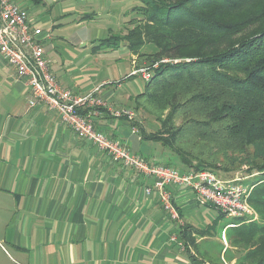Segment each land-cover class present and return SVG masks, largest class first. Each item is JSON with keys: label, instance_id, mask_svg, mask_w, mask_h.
<instances>
[{"label": "crops", "instance_id": "1", "mask_svg": "<svg viewBox=\"0 0 264 264\" xmlns=\"http://www.w3.org/2000/svg\"><path fill=\"white\" fill-rule=\"evenodd\" d=\"M76 1L18 0L34 25H50L48 30L43 28L50 36L44 44L45 55L59 84L76 93L102 85L109 105L139 112L134 97L143 89L144 80L136 71L144 62L123 44L98 46L100 40L116 33L108 25L103 38L78 33L91 13L78 11L82 7ZM88 1V9L99 7L97 0ZM122 2L117 1L119 5L106 10L108 15L103 17L109 20L111 12H127ZM64 16L74 17L71 23L77 30L54 42L50 31L66 24L61 22ZM103 17L99 21L105 27ZM81 43L84 49L77 50ZM125 57L134 68L120 74L126 76L122 79L118 74ZM109 76L115 77L116 86L107 84ZM29 98L24 81L0 56V264H209L192 249L187 253L170 240L177 233L190 243V235L192 246L198 249L204 239L194 233L204 229L199 226L202 203L193 191L168 187L183 220L179 225L163 210L155 190L145 193L150 179L79 138L56 111L42 103L29 106ZM99 109L92 118L104 135L149 162L184 170L170 150L144 137L142 133L149 132L140 118L129 120ZM144 151H156L155 157L146 158Z\"/></svg>", "mask_w": 264, "mask_h": 264}, {"label": "trees", "instance_id": "2", "mask_svg": "<svg viewBox=\"0 0 264 264\" xmlns=\"http://www.w3.org/2000/svg\"><path fill=\"white\" fill-rule=\"evenodd\" d=\"M136 1L131 11L140 13V19H133L134 31L110 34L98 46L116 48L123 44L144 62L150 76L134 97L135 109L153 115L148 109L151 105L159 111L169 108L170 112L160 120L158 130L142 134L170 150L185 170L211 169L205 163L192 165L177 146L180 127L172 119L177 109L187 107L181 116L185 120L192 117L194 106L196 113L206 118L203 127L214 134L211 138H234L232 147L237 155L224 153L223 158L230 166L239 163L249 167L248 179L238 182L251 188L248 202L259 210L262 223L242 216L229 223L225 232L237 243L246 244L245 262L251 263L243 264H264V0ZM261 1L262 5L252 12H231L240 4ZM167 29L169 35L162 32ZM148 46L153 49L147 51ZM212 84L231 89L232 100ZM227 113L230 116L220 118ZM235 128L238 131H233ZM239 131H245V135L240 136ZM183 227L185 232L187 227ZM181 240L186 241L182 236Z\"/></svg>", "mask_w": 264, "mask_h": 264}, {"label": "built area", "instance_id": "3", "mask_svg": "<svg viewBox=\"0 0 264 264\" xmlns=\"http://www.w3.org/2000/svg\"><path fill=\"white\" fill-rule=\"evenodd\" d=\"M49 37L42 27L33 24L27 10L21 7L18 0H0V56L15 69L28 87L29 106L42 103L49 110L56 111L61 121L79 138L90 141L113 160L150 179L152 184L145 187V193L155 190L163 210L179 225H183V220L168 190L169 186L189 188L202 204L213 207L225 216L256 219L257 215L248 202L251 188L238 182V179H226L211 170H181L151 163L116 139L100 132L92 118L97 109L105 108L113 116H126L129 120L136 118L135 113L109 105L102 96V85L76 93L59 84L51 71L50 60L45 55L44 44ZM136 72L143 80L149 79L147 67ZM170 240L182 245L175 235Z\"/></svg>", "mask_w": 264, "mask_h": 264}, {"label": "rangeland", "instance_id": "4", "mask_svg": "<svg viewBox=\"0 0 264 264\" xmlns=\"http://www.w3.org/2000/svg\"><path fill=\"white\" fill-rule=\"evenodd\" d=\"M119 0H97L99 3V7L95 9H88L90 1H79L77 0L75 3L77 6H81V10L78 9L80 12H85V13H91V18L88 19L87 22L88 24H84L81 29L77 30V27H75V24L71 23L74 17L67 19L68 17H62L64 18V21L61 22H66V24L55 27L53 28L52 32L50 31V34L52 37L55 39L54 42H56L59 38L66 36H70L74 32V30H77L78 33L82 34H91L95 35L98 38H103L107 36V25L110 26L112 32L115 34H130V32L135 28L136 23L133 22L134 20L137 21L140 19L139 14L140 13H134L131 11V7L134 6V3H137L136 0H122V8L126 6V11H122V13H112L109 15L111 18L107 20L106 17H103L104 14H106V10L110 9L113 10L112 6H116ZM262 2H249V3H244L240 4L236 9L231 10L233 14L235 13H249L254 10H257L261 5ZM101 3H104V6H101ZM117 3V4H116ZM264 3V2H263ZM104 8V10H103ZM57 8L53 10V12H56ZM93 12L95 13H92ZM79 13V12H78ZM110 13V12H109ZM108 15V14H106ZM105 15V16H106ZM79 17V16H78ZM75 16V18H78ZM103 20L107 23H105V27H103L104 23L99 20ZM112 19V20H111ZM134 19V20H133ZM107 20V21H106ZM67 21H70L67 24ZM71 24V25H69ZM45 28L44 30L50 29V25L43 26ZM86 29V30H85ZM85 30V31H84ZM136 31V30H135ZM170 29H167V32H164L166 35H169ZM47 32V31H46ZM133 40H135L133 38ZM167 40V38H166ZM83 43L79 44L77 47V50H83ZM152 46L147 47V51L152 50ZM52 58V57H51ZM83 58V56L80 58V60ZM53 59V58H52ZM92 58L84 57L83 60H88ZM54 60V59H53ZM77 60V59H76ZM164 61L168 60L167 58L162 59ZM122 64L120 65V71L121 73L118 74V76L121 74L123 76V73H126L127 71H130L133 69V65L130 64L129 58L125 57V59L121 62ZM145 67V66H142ZM120 77V76H119ZM110 79L109 82L107 83L108 85L111 84L112 86H116L115 83L116 81L114 80L115 77L109 76ZM122 79L126 78L125 77H120ZM121 79V80H122ZM115 83V84H114ZM106 84V83H104ZM215 90L218 92H221L226 98L232 100V97H234V94L231 89H227L222 87L221 85H213ZM151 108H148L149 110L153 111V115L149 113V111H144L143 109L139 110V112L135 113L136 111H133L135 113V117L140 120L141 126L147 130V132H155L158 130L160 127V120H164L167 118V114H169L170 109H164L162 111L156 110L153 106L150 105ZM186 106L183 108H179L176 110V112L172 115L173 123L175 126L180 127V134L179 138L177 141V146L181 148L182 152L184 155H186V158L189 159L190 163L192 165L197 164L198 162L200 163H205L208 164L210 167H207V169H211L213 172L217 173L218 175L222 176L223 178L227 179H238V181H243L244 179H248L246 177L248 174V169L249 167L244 164H236V165H229L227 163V160L223 158V154L227 153L228 155H231V157H234L237 155V151L233 149V143H234V138H230L226 141L225 138H219V139H213L211 136L214 134H209V130L205 129L203 126L207 123L206 118L203 116H200L199 114L196 113V108L193 106L191 107L192 110H190V114L192 117L190 119H185L183 120L181 118L182 112L186 110ZM133 110V109H132ZM159 111V112H156ZM172 113V112H171ZM160 114V115H159ZM137 115V116H136ZM230 116L229 113L227 114H222L220 118H226ZM231 123V122H230ZM262 124L264 125V119L262 120ZM230 125V124H226ZM202 128H201V127ZM215 126L210 124V128H214ZM138 128V126H137ZM263 127L261 126V129ZM233 131H238L236 128ZM240 136L245 135V131L238 132ZM216 135V134H215ZM223 136V135H221ZM229 138V137H228ZM155 145V144H153ZM157 145V144H156ZM154 149V148H153ZM156 151L151 153V151H144L142 154L146 156V158H154V154ZM172 153V152H171ZM173 154V153H172ZM174 155V154H173ZM239 157V155L237 156ZM177 159V163L179 166H181V161L180 159L175 156ZM176 168H178L176 166ZM252 177V176H250ZM256 177H259L257 175ZM250 179V178H249ZM264 184V182L261 183V185ZM252 205V204H251ZM202 215H201V223H199L200 227L205 229L208 227L205 231H199V235L204 237V239L201 240L200 244L198 245V249L196 247H193L191 241H183L181 238L178 237V234L176 233V239L177 241H181L182 245L179 246V249L182 248L183 251L186 250L187 253L193 250V252L196 255H199L202 257V259H206L209 264H243V263H251L250 261L245 262L244 258V253H245V248L246 244L244 243H237L233 238L229 236V234L226 235V228L229 227L228 223L235 222V218L228 217L225 215L220 214V212L216 209L211 208L210 206L206 204H202ZM252 208L254 209L256 213V220L259 225L262 223V218L260 219L261 213H259L258 209L252 205ZM258 210V211H257ZM249 223V222H248ZM209 225V226H207ZM229 229V228H227ZM195 231V230H194ZM198 236V233H196ZM195 236V237H197ZM194 238V237H193ZM191 237V239L193 240ZM177 244V243H176ZM191 244V245H190ZM191 247H190V246ZM189 246L190 248H188ZM185 247L186 249H184ZM195 254H191L192 257L197 260V257ZM190 257V256H189ZM5 264H10L7 262H4Z\"/></svg>", "mask_w": 264, "mask_h": 264}, {"label": "bare ground", "instance_id": "5", "mask_svg": "<svg viewBox=\"0 0 264 264\" xmlns=\"http://www.w3.org/2000/svg\"><path fill=\"white\" fill-rule=\"evenodd\" d=\"M102 91V90H101ZM99 110H102V108L101 109H99ZM121 117V116H120ZM152 163V162H151Z\"/></svg>", "mask_w": 264, "mask_h": 264}]
</instances>
